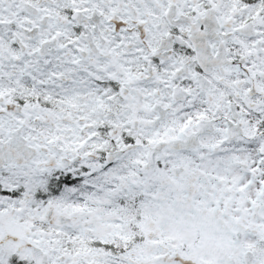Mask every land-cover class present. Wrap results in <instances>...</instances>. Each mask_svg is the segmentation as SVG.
Returning <instances> with one entry per match:
<instances>
[{"label":"snow or ice","instance_id":"6c2138e0","mask_svg":"<svg viewBox=\"0 0 264 264\" xmlns=\"http://www.w3.org/2000/svg\"><path fill=\"white\" fill-rule=\"evenodd\" d=\"M0 264H264V0H0Z\"/></svg>","mask_w":264,"mask_h":264}]
</instances>
